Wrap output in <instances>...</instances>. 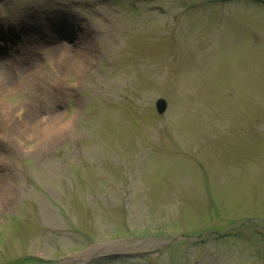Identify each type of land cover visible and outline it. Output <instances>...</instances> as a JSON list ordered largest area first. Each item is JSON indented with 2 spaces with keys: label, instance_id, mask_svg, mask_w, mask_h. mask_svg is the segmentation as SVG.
Returning <instances> with one entry per match:
<instances>
[{
  "label": "rangeland",
  "instance_id": "obj_1",
  "mask_svg": "<svg viewBox=\"0 0 264 264\" xmlns=\"http://www.w3.org/2000/svg\"><path fill=\"white\" fill-rule=\"evenodd\" d=\"M0 45V264H264V0H0Z\"/></svg>",
  "mask_w": 264,
  "mask_h": 264
},
{
  "label": "bare ground",
  "instance_id": "obj_2",
  "mask_svg": "<svg viewBox=\"0 0 264 264\" xmlns=\"http://www.w3.org/2000/svg\"><path fill=\"white\" fill-rule=\"evenodd\" d=\"M0 51H2V50H5V47L4 46H2V45H0ZM13 50V48H11V50L10 51H12ZM76 51L75 52H77V51H79V48H76L75 49ZM21 52H23L24 53V51H21ZM13 53V52H12ZM7 55L9 56H11V53H7ZM4 57V56H3ZM77 63H78V61H77ZM76 63V64H77ZM79 64V63H78ZM12 110V113H16V118L17 117H19L20 115H19V111H17L16 109H11ZM2 111H4V113L8 116V117H12L13 118V116H10V113L8 112V109H6V110H2ZM11 118V119H12ZM13 120H14V118H13ZM46 122V120H43V122L42 123H39V121L38 122H36V123H34V124H31V125H28V124H25V123H16V124H14V125H16L15 127H16V129H17V131L19 132V133H24V132H29V131H32V132H34V133H37V137L39 138V134H40V132L42 131V130H45V129H48V128H50V129H52L51 127H50V124L49 123H45ZM63 125L62 124H60L59 123V127H62ZM40 139H44V141L46 142L47 141V143H48V145H49V141H50V139H49V136H46L45 138H40ZM49 140V141H48ZM1 196L2 195H0V198H1ZM0 203H1V201H0Z\"/></svg>",
  "mask_w": 264,
  "mask_h": 264
},
{
  "label": "water",
  "instance_id": "obj_3",
  "mask_svg": "<svg viewBox=\"0 0 264 264\" xmlns=\"http://www.w3.org/2000/svg\"><path fill=\"white\" fill-rule=\"evenodd\" d=\"M155 106H156L158 113H162L166 109V102L164 99L159 98L157 99Z\"/></svg>",
  "mask_w": 264,
  "mask_h": 264
}]
</instances>
